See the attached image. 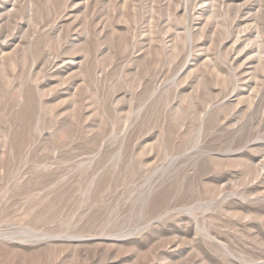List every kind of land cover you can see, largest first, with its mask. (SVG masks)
<instances>
[{
    "label": "rangeland",
    "instance_id": "1",
    "mask_svg": "<svg viewBox=\"0 0 264 264\" xmlns=\"http://www.w3.org/2000/svg\"><path fill=\"white\" fill-rule=\"evenodd\" d=\"M0 264H264V0H0Z\"/></svg>",
    "mask_w": 264,
    "mask_h": 264
}]
</instances>
